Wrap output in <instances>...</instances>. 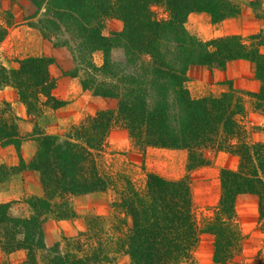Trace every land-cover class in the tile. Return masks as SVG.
Returning <instances> with one entry per match:
<instances>
[{
    "label": "trees",
    "instance_id": "trees-1",
    "mask_svg": "<svg viewBox=\"0 0 264 264\" xmlns=\"http://www.w3.org/2000/svg\"><path fill=\"white\" fill-rule=\"evenodd\" d=\"M250 5L264 20V0ZM194 13L220 24L238 17L241 9L230 0H0V45L12 27L28 23L69 50L75 66L71 75L84 90L118 102L116 110H100L64 133L48 134L39 121L48 109L67 106L53 93L52 61L30 57L8 69L0 60V91L15 89L33 124L31 133H22V119L10 104L0 106V146L19 153L25 140L38 142L29 165L19 155L20 171H37L44 192L26 200L28 218L13 217L11 204H0L4 252L25 250L24 264H112L120 258L127 264H194L202 237L208 235L214 239V263H236L245 239L238 202L255 200L264 221V142L247 141L245 102L230 82L221 96L194 99L187 73L192 66L225 71L232 62H250L261 83L260 91L250 95L264 115V30L248 40L228 36L203 42L185 27ZM110 20L121 21L123 30L108 38L103 30ZM118 49L125 57L121 62L112 58ZM96 52L104 55L101 67L94 63ZM117 127L127 130L143 152L187 151L189 173L211 164L207 151L236 156L238 168L221 171L214 215L199 222L189 175L168 180L149 173L138 185L126 172L110 170L104 160ZM16 173L15 167L0 166V191ZM94 193L112 194V213L88 216L85 231L47 247L46 218H76L74 198ZM256 264H264V256Z\"/></svg>",
    "mask_w": 264,
    "mask_h": 264
},
{
    "label": "rangeland",
    "instance_id": "rangeland-1",
    "mask_svg": "<svg viewBox=\"0 0 264 264\" xmlns=\"http://www.w3.org/2000/svg\"><path fill=\"white\" fill-rule=\"evenodd\" d=\"M230 1L240 7L241 13L238 17L225 20L220 24H213L209 15L194 13L188 17L185 23L186 30L203 42L228 36H240L244 40H248L251 35L264 30V20H261L252 9L250 5L252 0ZM5 7L11 9V5ZM13 9L12 7V12L18 17V9L15 11ZM261 10L264 12V5ZM122 30L123 23L121 21L110 20L105 24L103 35L109 38L113 33ZM246 43L249 44V41ZM30 57H45L52 61L50 70L57 79V86L53 92L55 96L64 91L61 81L65 77L75 83V85L74 83L69 85L68 90L76 97H70L66 101L67 106L62 109L55 111L48 109L46 115L39 121L46 133H64L72 125L83 121L88 115H95L100 110L117 109V100L95 97L90 91L83 89L79 78L72 77L71 74L75 67L73 57L66 47L58 45L57 39L45 37L40 30L28 23L12 27L7 38L0 45L1 62L8 69H16L21 60ZM112 58L115 62H121L125 57L123 51L118 49L114 50ZM93 60L98 67H101L104 64L103 53L96 52ZM187 76V88L194 99L221 96L222 93L229 91L232 86L236 92L240 93L239 96L245 102L246 116L244 122L251 133L247 141L249 143L264 142L262 130L264 128V115L261 111L255 110L254 99L250 95L258 93L261 89V83L256 78L253 64L239 60L230 63L225 71L210 70L204 66H192L189 68ZM76 84L77 89H79L77 93ZM77 101L79 103H76ZM5 103L10 104L15 114L21 115L20 118L23 121L21 125H25L26 128L30 124V132L24 131L22 126V133H31L33 124L30 123L27 114L26 117H22L26 110L20 99L14 103L0 99L1 107ZM207 157L211 161L209 166L201 167L189 173L187 151L148 148L143 152L132 142L127 130L117 127L109 136L107 155L104 161L109 165L110 170L126 172L138 185L145 183L149 173H156L168 180H181L189 175L194 195L195 213L202 224L205 218L214 215L215 208L219 204L222 169L235 170L239 166V159L236 156L224 152L207 151ZM15 168L17 172H22L20 171V163ZM6 185L7 183L4 187ZM101 196L102 199H87L78 205L91 204L94 206L99 204L101 206V203H110L108 211L99 212V214H103L102 216L110 215L113 196L111 193ZM76 200H73L74 210ZM236 210L245 239L240 257L236 263L231 264H256L259 258L264 256V221L260 220L257 202L251 199H242L238 202ZM90 215H98V213L93 211L88 213L85 210L81 215L85 227L87 226V217ZM213 254L214 239L205 235L195 252L194 264H215ZM112 264H127V261L125 258H120Z\"/></svg>",
    "mask_w": 264,
    "mask_h": 264
},
{
    "label": "crops",
    "instance_id": "crops-1",
    "mask_svg": "<svg viewBox=\"0 0 264 264\" xmlns=\"http://www.w3.org/2000/svg\"><path fill=\"white\" fill-rule=\"evenodd\" d=\"M61 83L64 86V91L56 94V96L64 101H67L70 97L75 98L76 96L68 90V86L74 82L65 77ZM78 91L79 89H77L76 84V93ZM0 99L9 103H14L19 100V97L15 89L7 87L0 91ZM76 103L79 102L77 101ZM18 116L21 117V115ZM24 116L26 117V112L22 115L23 118ZM29 125L30 124H28L26 128L25 125H21V129L23 126L24 131L30 132L31 128ZM38 147V142L33 139L25 140L20 147L19 153L14 147L4 148L0 146V166H18L20 163L19 155L21 156L22 161L26 165H29L36 156ZM43 194L40 174L37 171L27 169L22 172H17L9 179L7 185L0 191V204H11L10 214L13 217L28 218L31 216V209L26 200L33 197H42ZM101 195H106V193H94L74 198L77 199L75 201V212L77 216L74 219L56 220L53 217L46 218L43 223V232L47 247L51 248L62 242L64 238H74L81 232L85 231L86 227L81 218V215L85 210L88 213H90V211L96 212L98 215H103L99 214L101 211H108L110 203H101V206L99 204L94 206L91 204L78 205V203L87 199H102ZM26 260L27 252L25 250L21 249L7 254L0 246V264H24Z\"/></svg>",
    "mask_w": 264,
    "mask_h": 264
}]
</instances>
